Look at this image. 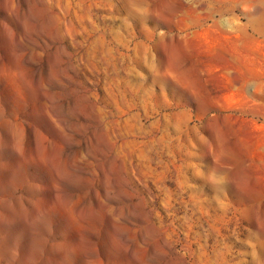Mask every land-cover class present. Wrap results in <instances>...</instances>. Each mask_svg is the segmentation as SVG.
I'll return each instance as SVG.
<instances>
[{
    "label": "rangeland",
    "instance_id": "374dc122",
    "mask_svg": "<svg viewBox=\"0 0 264 264\" xmlns=\"http://www.w3.org/2000/svg\"><path fill=\"white\" fill-rule=\"evenodd\" d=\"M0 264H264V0H0Z\"/></svg>",
    "mask_w": 264,
    "mask_h": 264
},
{
    "label": "bare ground",
    "instance_id": "6f19581e",
    "mask_svg": "<svg viewBox=\"0 0 264 264\" xmlns=\"http://www.w3.org/2000/svg\"><path fill=\"white\" fill-rule=\"evenodd\" d=\"M202 89V88H201Z\"/></svg>",
    "mask_w": 264,
    "mask_h": 264
}]
</instances>
